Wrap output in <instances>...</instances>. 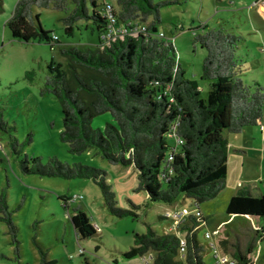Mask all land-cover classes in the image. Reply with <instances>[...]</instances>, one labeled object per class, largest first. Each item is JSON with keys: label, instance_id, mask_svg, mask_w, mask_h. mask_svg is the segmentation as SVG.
Masks as SVG:
<instances>
[{"label": "rangeland", "instance_id": "obj_1", "mask_svg": "<svg viewBox=\"0 0 264 264\" xmlns=\"http://www.w3.org/2000/svg\"><path fill=\"white\" fill-rule=\"evenodd\" d=\"M0 1V192H6L10 218V222L6 221L7 215L0 211V264H44L49 261L53 264H143V257L151 264L156 257L151 250L130 259L122 255L134 244V235L145 234L147 227L158 235L178 238L189 234V229H197V241L204 247L206 264L214 262L205 233L218 230V236L212 237L218 251L235 260L234 252H244L248 245L254 246V264H264V240L259 242L256 235L257 230L264 231V218L237 216L230 219L226 214L231 182L233 185L242 180L252 194L264 195V107L262 121H258L257 127L247 126L239 133L228 134L231 138L236 136L233 142H246L255 148L251 152L247 149L233 152L228 187L214 199L198 205L202 216L215 215V222L207 225L195 219L196 205L183 196L172 204L154 202L146 205L145 192L135 191L137 176L132 165L110 163L94 150L80 154L69 152L68 144L60 139L63 129L60 102L45 89L50 60L66 67L62 49L86 52L98 45L93 23L79 20L67 34L63 24L66 12L33 7V18L38 14L41 27L55 35L58 42L51 48L39 40L14 41L6 23L18 0ZM67 2L68 10H71L72 3ZM97 2L102 4L100 8L104 12L110 5L111 10L118 13L116 0ZM153 2L165 3L160 7L161 21L156 26L157 32L173 44L176 60L185 77L198 83L202 97H206L209 89V82L201 79L206 50L194 39L214 28H222L242 38L237 51L241 59L239 78L247 85L257 82L264 86V0H230L232 6L227 4L229 0ZM223 4L229 7L216 11L214 6ZM256 18L262 19L263 23H257ZM116 20L117 31L126 28V23ZM132 22L138 30L151 32V19ZM108 122L115 124L106 112L95 117L91 126L103 129ZM253 128L258 135L249 133ZM174 142L177 151L183 142ZM244 152L247 153L244 155ZM31 157L41 158L42 164L55 158L69 166L80 163L102 170L106 174L105 182L116 194V207L129 213L123 217L113 215L91 178L64 179L26 173L21 162ZM61 197L68 199L66 207ZM76 208H81L98 229L93 237L79 239L76 236L70 222ZM184 211L187 215L183 228L176 216ZM10 223L16 227L15 234Z\"/></svg>", "mask_w": 264, "mask_h": 264}, {"label": "trees", "instance_id": "obj_2", "mask_svg": "<svg viewBox=\"0 0 264 264\" xmlns=\"http://www.w3.org/2000/svg\"><path fill=\"white\" fill-rule=\"evenodd\" d=\"M70 1L71 10L67 0H18L6 23L12 40H39L51 48L58 39L41 27L38 14L33 18V7L66 12L63 24L67 34L79 20L94 25L98 45L93 50L62 49L66 67L53 59L47 65L45 89L60 102V139L68 144L69 152L94 150L110 163L132 165L137 176L135 191L145 192L146 205L172 204L183 196L199 209V204L214 199L226 184L227 135L256 125L263 115L264 86L257 82L247 85L239 78L241 59L237 51L242 38L222 28L195 37L194 41L206 50L201 79L209 82V89L202 97L198 83L185 77L173 44L157 32L160 7L165 3L116 0L118 13L112 11L113 18L123 23L151 19V32L130 33L105 45L99 41L108 24L102 4L97 0ZM106 112L115 124L108 122L103 129H94L92 120ZM175 138L183 142L177 151ZM21 166L26 173L44 177L91 178L113 215L129 213L116 207V194L100 169L80 163L69 166L55 158L42 164L39 157L25 158ZM60 200L66 207L68 199ZM0 211L10 222L5 190L0 192ZM226 214L264 218V195L242 189L229 199ZM70 222L79 239L98 233L81 208L74 210ZM10 225L15 234L16 227ZM196 231L189 229L183 238L187 242L184 259L177 254L180 238L158 235L149 227L145 234L134 235V244L122 255L130 259L151 250L156 254L151 264H206ZM256 235L259 242L264 240L262 229ZM253 250L254 246L248 245L245 253L234 252V264H253Z\"/></svg>", "mask_w": 264, "mask_h": 264}, {"label": "built area", "instance_id": "obj_3", "mask_svg": "<svg viewBox=\"0 0 264 264\" xmlns=\"http://www.w3.org/2000/svg\"><path fill=\"white\" fill-rule=\"evenodd\" d=\"M111 9L112 8L108 7L106 12L103 13V17L106 18V22L108 24L106 25V30L100 34L99 41H102L105 44L107 42H110V40L116 39L117 37L122 38L126 34H130V33L132 35H136L139 31H141V30L137 29V26L136 27L134 26L133 22H132L133 24L131 22H128L131 25L126 23L127 26L125 29L117 31L116 24H115L117 22V20L115 18H113V15H112L113 10H111ZM127 31H129V32H127ZM54 39H56V37H54ZM175 140H177L178 142H181L178 138H175ZM186 215L187 214L185 211L180 212L177 214L176 219H178V221L180 223L181 222L184 223L186 221ZM195 219H197L202 224H206L205 219L203 218L202 214L200 213V210H198V209L196 210V213H195ZM198 226H197V228H198ZM218 234H219L218 230H211V231L205 233V236H204L205 239L209 241V243L207 245L211 250V256H212V259L214 261V264H234L235 260H232L231 258H229L228 255L223 254L220 251H218L216 246L212 242V240H213L212 237H217ZM183 238H180L179 246L177 247V254H178V257L180 259L185 258V254L187 251V242ZM142 261H143V264H150V260L145 259L144 257L142 258ZM253 264H254V262H253Z\"/></svg>", "mask_w": 264, "mask_h": 264}, {"label": "crops", "instance_id": "obj_4", "mask_svg": "<svg viewBox=\"0 0 264 264\" xmlns=\"http://www.w3.org/2000/svg\"><path fill=\"white\" fill-rule=\"evenodd\" d=\"M227 4H229L230 6H232L233 5V2H230V0H229V2L227 3ZM220 5V6H214L215 7V9H216V11H220V9H222V8H227V7H229V5ZM224 6V7H223ZM257 17H259V16H257ZM256 22L258 23V22H261V23H263L262 22V19H259V18H256ZM264 21V20H263ZM261 121H262V119H261ZM255 127H257L256 125H254ZM253 126V127H254ZM245 129V128H244ZM243 133H245V132H243L242 131V134ZM249 133H251V134H253V135H258V132H257V130H255L254 128L252 129V130H250L249 131ZM236 138V136H232V138H231V135L229 136H227V140H228V144H227V178H226V184H225V187H228V185H227V183H228V180H229V178H231L232 176H230V172H231V168H230V166H231V164H232V155H233V152H235V153H237V151L239 150V149H247V151L248 152H251L252 150H253V148H255V147H253V145H251V144H248V143H246V142H243V143H239V142H233V140ZM247 152H244V155L246 154ZM233 181V180H232ZM224 187V188H225ZM230 187V186H229ZM230 189V196H229V198H228V201H229V199L233 196V195H235V194H237L240 190H242V189H247L250 193H251V191H250V187L248 186V185H245L244 183H243V181L241 180H237L236 181V184H234L233 183V185H232V182H231V187L229 188ZM252 194V193H251ZM254 194V193H253ZM215 215H212V214H209V215H207V218H205V223L208 225L209 223H213V222H215V217H214ZM228 217H230V219H234L235 218V216H229L228 215ZM237 217V216H236ZM248 247V246H247ZM247 247H245V250H244V252H242V251H239V252H236V253H245V251H246V249H247Z\"/></svg>", "mask_w": 264, "mask_h": 264}]
</instances>
